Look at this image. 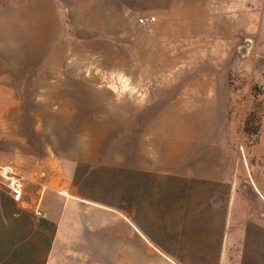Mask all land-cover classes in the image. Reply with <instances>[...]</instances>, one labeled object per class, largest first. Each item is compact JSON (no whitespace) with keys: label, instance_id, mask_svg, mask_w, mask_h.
Masks as SVG:
<instances>
[{"label":"rangeland","instance_id":"374dc122","mask_svg":"<svg viewBox=\"0 0 264 264\" xmlns=\"http://www.w3.org/2000/svg\"><path fill=\"white\" fill-rule=\"evenodd\" d=\"M176 135L219 156L254 231L264 0H0V166L158 164Z\"/></svg>","mask_w":264,"mask_h":264},{"label":"crops","instance_id":"0c3cea01","mask_svg":"<svg viewBox=\"0 0 264 264\" xmlns=\"http://www.w3.org/2000/svg\"><path fill=\"white\" fill-rule=\"evenodd\" d=\"M183 143L167 141L158 164L78 176L52 160L0 166L23 180L15 202L0 178V264H264V193L253 231L219 156Z\"/></svg>","mask_w":264,"mask_h":264},{"label":"built area","instance_id":"2783aa9c","mask_svg":"<svg viewBox=\"0 0 264 264\" xmlns=\"http://www.w3.org/2000/svg\"><path fill=\"white\" fill-rule=\"evenodd\" d=\"M155 18H142L139 24L147 26L155 22ZM0 178L5 181V185L12 195L15 202H20L23 197V180L17 174L6 169L0 168Z\"/></svg>","mask_w":264,"mask_h":264}]
</instances>
